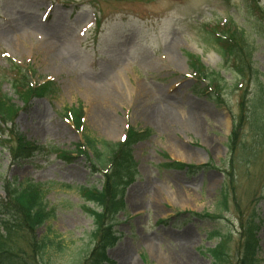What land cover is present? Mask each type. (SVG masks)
I'll return each instance as SVG.
<instances>
[{
	"label": "rangeland",
	"instance_id": "1",
	"mask_svg": "<svg viewBox=\"0 0 264 264\" xmlns=\"http://www.w3.org/2000/svg\"><path fill=\"white\" fill-rule=\"evenodd\" d=\"M263 7L264 0H0V94L21 107L8 124L0 118V214L18 213L12 192L20 183L46 186L53 220L36 235L52 229L64 247L50 249L47 264H92L104 252V264H212L213 248L239 264L250 231L264 264V123L241 124L236 150L229 145L242 100L253 104L258 83L264 87ZM231 20L247 42L234 62L208 36ZM191 54L226 81L220 96L191 70ZM19 73L32 88L52 83L56 91L31 98L13 84ZM79 104L80 128L69 112ZM161 105L171 118L156 111L147 119L145 112ZM186 112L200 127L188 124ZM133 129L139 135L131 140ZM86 135L115 144L129 135L128 148L134 145L120 160L99 146L103 164L95 154L75 153ZM21 137L37 145L31 157L17 158ZM128 158L138 166L127 170ZM168 162L208 166L189 172L165 168ZM123 174L125 212L114 228L112 215L103 217L95 233L92 210L102 208L87 203L81 189L105 193ZM223 193L227 210L219 209ZM198 213L218 214L208 221ZM23 240L25 259L37 262Z\"/></svg>",
	"mask_w": 264,
	"mask_h": 264
},
{
	"label": "trees",
	"instance_id": "2",
	"mask_svg": "<svg viewBox=\"0 0 264 264\" xmlns=\"http://www.w3.org/2000/svg\"><path fill=\"white\" fill-rule=\"evenodd\" d=\"M227 23V22H225ZM223 26V25H222ZM221 27L212 28L211 31H209L208 34H210L211 37H214V39L220 44V48L223 51L224 58L227 59H235V56L237 54H241L242 51L245 50V48L240 44V42H244V36L243 33L240 31L239 27L235 25L234 21H230L229 24H224L225 27L223 29ZM221 29V30H219ZM242 34V36H241ZM247 47V46H246ZM242 49V50H241ZM241 50V51H239ZM247 53V52H246ZM190 60L192 61V68L194 71H197L201 73L199 76L201 78L205 77L208 79L210 83V89L212 90L213 94H220L219 90L222 89L223 82L222 81H213L211 78L216 76V73L209 74L205 71H202V66L200 65V61L197 60L194 56L191 55ZM15 68L18 69V71H22L20 66H16ZM252 68V66H251ZM16 77V76H15ZM29 79L26 76L19 75L14 79V86L15 88L19 89V87L26 90L27 95L30 96H41V94H48L51 92H55L56 89L54 88V85L52 83L41 85L36 89V87H31L29 84ZM217 84L216 87H212L211 85ZM43 86V87H42ZM259 90H261V94L264 95V87L262 86V83H258ZM262 97V96H261ZM263 98V97H262ZM15 105L14 101L10 96L7 95H1L0 94V118L1 122L8 124L9 120L14 117L18 111H20V108ZM249 105L246 108V112H249ZM69 112L72 113L73 119L76 122L77 127H82L83 125V109L82 107H74V109L69 110ZM242 115L239 118V122L243 123L246 121V112L242 111ZM19 113V112H18ZM260 113L257 112L256 116ZM238 123V122H237ZM240 123L238 124V126ZM237 126V128H238ZM236 128V130H237ZM260 129V128H258ZM236 130L233 133L234 135L230 138L229 145L231 152L236 150ZM239 136V135H238ZM86 143L81 144L79 143L77 145L76 151L78 153H82L87 155L89 154L88 151L93 152L97 155V158L100 162H104V155L101 154L99 151V146H103L105 150L108 151L110 147V143L105 141H96L91 136L85 137ZM19 147L16 151V156L19 159H22V154L27 155L28 157H31L30 153L32 151H37L38 147L34 143L28 142L24 137L18 138ZM57 151V150H56ZM64 152V151H62ZM66 152V151H65ZM125 152V151H124ZM100 153V154H99ZM65 153H63L64 156ZM89 156V155H88ZM131 160L128 161V169H131L133 165L131 164ZM172 168L177 169H184L186 165L182 164H175L171 165ZM203 169H207L206 167H202ZM127 169V170H128ZM196 169L190 168V171H195ZM126 172V171H124ZM116 178H113L115 180ZM128 176L127 175H120V177H117V181H114L112 183V180L110 181V189L109 186L107 188V191L105 193H102L104 191H95L94 194L91 192V190H87L85 188L81 189V191L86 192L85 193V200L87 203L93 202L97 206L102 208V212L99 214L97 209H93L92 213L95 217L94 223L95 226V233L98 232L101 228H104V224L101 222L103 217L111 216L113 217V223L111 224L112 228H114V225L116 223V218L118 217V213H121L124 211L123 205V196L125 195V189H126V183L128 182ZM14 185V184H13ZM58 186V184H48V187ZM61 186V185H60ZM64 188H71L70 186L62 185ZM45 188L43 184H33L28 185V183L19 184L18 187H16V190L12 192L14 202L16 203V209L18 210V213L12 214L11 219L10 217L8 219L2 218L3 215L0 214V264H36L39 263L40 258L44 264H47L46 262L49 259V250L53 251H61L64 249L63 243L59 240L60 236L59 233L56 231L49 229L47 233H45L42 236H37L36 231L38 228L43 227L47 222L53 220V214L50 208H48V204L46 202V193ZM10 202H2V206L9 204ZM110 204H113L114 207H110ZM228 200L225 195V193L222 194V197L220 198V207L227 210ZM86 208V207H85ZM201 217L210 218V220H215L216 215H200ZM8 220V221H7ZM209 220V221H210ZM253 220H256V217L253 216ZM252 220V221H253ZM15 222V223H14ZM17 223V224H16ZM14 224V225H12ZM112 230V229H110ZM249 233V231L247 230ZM247 235V241L246 246L244 248L243 257L239 264H262V261L260 259V255L258 253L259 249V242L254 239L256 234L254 231H250ZM94 233V232H93ZM94 233V234H95ZM217 233L214 232L212 236L216 235ZM109 235V234H107ZM24 239L23 241L30 244L31 248L33 249V252L36 253L34 255L37 262H35L33 259L27 257L25 259V253L23 250L18 246V240ZM91 245L88 249L85 250L83 253L84 258H88L91 254ZM210 255L213 258L212 264H227L228 258L227 254H225V251H220L219 249H211L209 251ZM37 254H40L39 257ZM106 253H102V255L95 256L94 262L92 264H104L107 260ZM108 261V260H107ZM40 264V263H39Z\"/></svg>",
	"mask_w": 264,
	"mask_h": 264
},
{
	"label": "bare ground",
	"instance_id": "3",
	"mask_svg": "<svg viewBox=\"0 0 264 264\" xmlns=\"http://www.w3.org/2000/svg\"><path fill=\"white\" fill-rule=\"evenodd\" d=\"M54 46L55 45H51V50L50 51H52V49L54 48ZM196 49V48H195ZM145 106V105H144ZM191 107L192 108H195V106L193 105H191ZM157 111V116H160V119L162 118V119H164V117L166 118V119H170L171 118V116H170V113L168 112V110L167 109H165V105H161V107L160 106H157V107H154V108H151L150 109V111H146L145 112V116L147 117V119H149V120H151V119H156L157 118V116H155V112ZM97 112V111H96ZM159 112V113H158ZM98 113V112H97ZM102 117H105L106 115L104 114V113H102V115H101ZM186 116H187V120H188V124L190 125V126H192V127H200V122H199V119H198V117H197V115L194 113H190V112H186ZM118 132H119V129H117V126L116 125H114V126H110L109 127V130H108V134H109V136L110 137H116L117 136V134H118ZM162 223V222H161ZM125 254H127L126 252H125Z\"/></svg>",
	"mask_w": 264,
	"mask_h": 264
}]
</instances>
